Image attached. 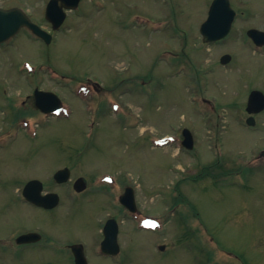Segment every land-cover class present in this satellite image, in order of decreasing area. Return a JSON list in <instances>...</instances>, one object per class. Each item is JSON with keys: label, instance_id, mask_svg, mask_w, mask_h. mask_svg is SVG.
Instances as JSON below:
<instances>
[{"label": "rangeland", "instance_id": "rangeland-1", "mask_svg": "<svg viewBox=\"0 0 264 264\" xmlns=\"http://www.w3.org/2000/svg\"><path fill=\"white\" fill-rule=\"evenodd\" d=\"M48 1L0 5L26 7L52 32ZM212 1L83 0L50 44L23 29L0 46V236L38 229L92 238L103 205L120 208L114 188L105 186L108 197L90 190L74 220L68 202L39 211L15 199L31 178L59 191L53 172L68 167L72 180L83 175L92 187L101 174L135 187L138 225L147 230L123 223L124 264H264V112L256 128L244 125L250 88L264 89V53L246 38L248 29H264V0H230L235 25L225 41L207 46L200 29ZM225 53L235 59L227 67ZM87 78L101 87L93 102L76 84ZM35 89L56 92L71 108L45 117ZM184 129L192 151L181 146ZM72 180L60 191L72 190ZM153 215L163 232L151 231ZM22 253L3 264H73L65 255Z\"/></svg>", "mask_w": 264, "mask_h": 264}, {"label": "flooded vegetation", "instance_id": "flooded-vegetation-1", "mask_svg": "<svg viewBox=\"0 0 264 264\" xmlns=\"http://www.w3.org/2000/svg\"><path fill=\"white\" fill-rule=\"evenodd\" d=\"M264 30V29H262ZM246 38L249 39L248 43L250 48L253 47L255 49L254 53L260 54L264 53V46L261 48H256L251 41L249 37L246 36ZM223 42V41H222ZM244 44H248L247 41H243ZM221 42L214 43L215 45L220 44ZM248 46V47H249ZM252 50V49H250ZM225 55H230L229 53H225L220 57L221 58ZM233 60L232 55L230 58V62L226 65H221L223 67H227L230 65ZM221 64V63H220ZM97 85V84H96ZM35 91V90H34ZM254 91H259L262 94H264V89L261 87H254L252 86L249 91L248 98L246 100L245 108L244 110L247 111L248 102L250 94ZM35 100V99H34ZM35 104V102H34ZM260 101L256 100V103L252 106V109H259ZM262 112H254L253 114H247V119H251L252 122L255 125H258V118L263 113ZM66 168V167H64ZM60 170V169H58ZM55 170L53 172L52 176V185L56 184V188L58 187L59 191L55 190H48L45 182H43L44 191L42 192V195L45 196L47 194H57L59 196V204L52 210H46L41 207H37L28 201H26L23 198V188L26 186V184L34 179L37 178H31L24 182L22 187L18 190V197L16 201L22 205H26L29 208H32L34 210L39 211H53L55 209H58L63 203L68 202L70 207V217L73 216V219H76L77 216L80 215V211L82 210V202L89 199L90 194H87L90 190L94 191V188L96 189L97 194H101L102 196H109V190L105 186H99L95 185V187L91 186L90 180L83 175L80 177H77L75 180H72V170L70 178L72 180V190L68 187V190L60 191L59 188H63L65 185H67L69 182L65 184H58L55 179L54 175L58 171ZM84 178L85 179V187L86 189L82 192L75 191L74 183L79 179ZM39 180V179H38ZM95 183V182H94ZM116 194L113 197V200L120 206V208H109L108 204L105 203L102 207V211H105V214L102 216V218L96 219V230L92 238H90L88 241H84L82 237H76L73 239V237H68L67 239H57L55 237H49L43 234L40 230L35 229L33 231H27V232H21L17 234L12 235H1L0 236V264H3V262L10 256H13L14 258H19L23 255L22 252L26 251L29 253H45V254H51V255H58V256H69L72 259L73 264H75V255L74 252H83L85 257L88 259V255L95 256L98 259L103 260H109L111 264H124V255H125V240H124V228L123 223L125 221H132V219L129 216V211L125 207V205L122 204L121 200L124 198L126 190L128 187L124 184V182H121V180L118 178L116 181ZM70 189V190H69ZM84 196L83 200L82 197ZM117 197V199H116ZM125 200V199H124ZM135 198H129L127 201L128 203H133ZM107 210H110L107 211ZM71 219V218H68ZM30 233H37V236H34L31 238L32 240L30 242H18V238L25 234ZM104 247V249H103ZM106 251V253H103V251ZM5 264H12V260L9 259ZM89 264V259H88Z\"/></svg>", "mask_w": 264, "mask_h": 264}, {"label": "water", "instance_id": "water-1", "mask_svg": "<svg viewBox=\"0 0 264 264\" xmlns=\"http://www.w3.org/2000/svg\"><path fill=\"white\" fill-rule=\"evenodd\" d=\"M81 0H51L48 4L46 11V18L53 23L54 28L58 29L64 22L66 14L64 9L76 8ZM235 12L231 9L229 0H215L211 6L209 17L206 23L201 28V33L204 36L205 42H213L226 37L231 29L234 21ZM22 27L30 28L36 35L43 38L46 43L51 42V35L43 31L41 28L33 24L27 15L20 9L13 8L10 10L0 9V44L7 41L11 37L15 36ZM249 35L254 38L256 43L264 44V33L256 30L249 32ZM229 57H225L223 62H227ZM37 106L46 113L55 112L59 109L60 100L53 93L37 92ZM254 95L251 96L248 111L251 112V106L253 105ZM264 108V104L263 107ZM261 110V109H260ZM249 124H251L249 122ZM184 141L183 146L187 149H193L194 140L192 133L185 129L183 131ZM68 169L59 171L55 178L59 183L66 182L69 179ZM35 182H31L25 189V194L33 193L38 199L40 198L39 190L34 191L33 185ZM78 191L85 189L83 179H80L76 184ZM45 199H54L57 204V199L53 196H48ZM42 200V199H41ZM35 202H40L36 200ZM52 207L54 205H51ZM77 264H86L85 257L82 254H78L76 257Z\"/></svg>", "mask_w": 264, "mask_h": 264}]
</instances>
